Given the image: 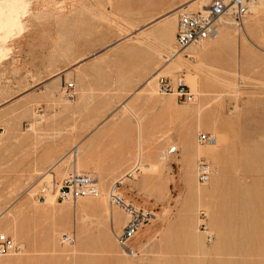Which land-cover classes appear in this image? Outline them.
Wrapping results in <instances>:
<instances>
[{
    "label": "rangeland",
    "instance_id": "obj_1",
    "mask_svg": "<svg viewBox=\"0 0 264 264\" xmlns=\"http://www.w3.org/2000/svg\"><path fill=\"white\" fill-rule=\"evenodd\" d=\"M193 1L0 0L21 21L0 33V233L20 246L0 264H264V5L242 26L228 16L218 38L177 48L179 13L174 36L165 17L181 5L199 11ZM169 52L176 56L166 61ZM160 76H182L193 102L161 94ZM200 133L209 140L199 142ZM118 135L132 145L128 166L90 172L99 194L79 199L102 202L99 211L77 214L56 193H48L54 206L32 195L74 169L86 172L84 137L95 153ZM200 158L214 167L204 186ZM115 182L155 213L133 240L137 256L117 243L127 217L108 200ZM201 209L213 242L200 228ZM72 232L74 242L62 244Z\"/></svg>",
    "mask_w": 264,
    "mask_h": 264
},
{
    "label": "built area",
    "instance_id": "obj_2",
    "mask_svg": "<svg viewBox=\"0 0 264 264\" xmlns=\"http://www.w3.org/2000/svg\"><path fill=\"white\" fill-rule=\"evenodd\" d=\"M262 0H212L207 11L182 12L179 14L176 33V47L186 48L193 45H200L211 40L218 33V20L221 16H231L236 23L253 13V8ZM158 90L162 94L172 93L177 99L186 103L193 102L194 94L186 84L185 79L179 76L173 80L169 77L160 76L158 79ZM65 91L68 97L72 98L76 93L74 82L67 83ZM43 111L38 107L37 112ZM41 115V114H40ZM209 137L206 133L198 135V141L207 142ZM177 151L176 147H171L168 154ZM137 171V169H136ZM198 183L207 184L214 173L213 165L205 158L197 161L196 167ZM132 177L131 173H127ZM126 175V176H127ZM99 192L96 178L91 174L72 171L59 184L55 181L52 184L44 182L43 187L34 190L32 195L38 200H45L48 193H56L59 200L74 202L79 198L94 196ZM109 199L111 204L118 206L127 217V222L117 234V243L130 255L137 256L138 250L134 248L133 240L138 232L155 218L153 211L140 208L132 201L128 200L120 190V185L115 182L109 189ZM201 218L200 228L205 233L208 242H213L214 234L206 224L207 213L205 210L199 211ZM75 233H64L61 237L62 244L74 242ZM20 250V246L15 240L4 233H0V258L15 253Z\"/></svg>",
    "mask_w": 264,
    "mask_h": 264
},
{
    "label": "bare ground",
    "instance_id": "obj_3",
    "mask_svg": "<svg viewBox=\"0 0 264 264\" xmlns=\"http://www.w3.org/2000/svg\"><path fill=\"white\" fill-rule=\"evenodd\" d=\"M4 1V0H3ZM196 2H198V8H199V11H207L208 10V3H207V0H194L193 2H191V3H196ZM191 3H188V4H191ZM22 4V3H21ZM264 5V0H262L261 2H259L254 8H253V11H254V9L255 8H257L259 5ZM23 5V4H22ZM181 11H183V12H191V11H187V8H184L182 5L181 6H179V7H176L167 17H165V18H168L169 17V19H168V21H166V23L168 24V28H171V25L172 24H174V21H175V17H176V15L179 13H182ZM18 12H19V9L18 10H16V9H13L12 8V6L11 5H9L6 9H3V8H1L0 7V33L1 32H4L5 33V35L6 34H9V33H11L13 30H15V29H17V28H19L20 26H21V21L19 20V15H18ZM197 12V11H196ZM253 14V13H252ZM250 16V15H249ZM248 17V16H247ZM246 17V18H247ZM178 18H179V15H178ZM227 18H229L228 16H221L220 18H219V20H218V33L212 38V39H215V38H218L219 37V26L221 25V22L223 21L224 23H229V21H226V19ZM177 22H178V20H177ZM235 22V21H234ZM243 22H244V20H243ZM243 22L242 23H236L237 24V26H242V24H243ZM151 24V23H150ZM149 25V24H148ZM171 30H172V28H171ZM175 35V31L174 30H172V36H174ZM176 37V36H175ZM2 39V38H1ZM0 39V41H2ZM211 39V40H212ZM206 42V41H205ZM174 56H176V54H174V53H172V52H169V54H166V55H163V57L164 58H166V61L167 60H170L172 57H174ZM160 92V91H159ZM161 93V92H160ZM162 94V93H161ZM194 94V93H193ZM195 98V97H194ZM77 152H78V149L76 148V149H74L73 150V155H76L77 154ZM139 163V162H138ZM146 170H148V171H151V166L150 165H147L146 167H144ZM138 170V167L136 166V168H135V170ZM74 171H77L76 169H74ZM236 171H237V169H236ZM238 171H239V169H238ZM78 172V171H77ZM241 172V171H240ZM246 172V171H245ZM236 173V172H235ZM49 176L51 175V173H49L48 174ZM241 175V174H240ZM246 175V174H245ZM248 175V174H247ZM239 176V175H238ZM242 179H243V177H241ZM246 178V177H245ZM244 178V179H245ZM46 179H47V177H46ZM236 179H237V176H236ZM43 180H44V178H43ZM96 181H97V183H99L98 182V180L96 179ZM240 181V180H239ZM197 182H198V180H197ZM241 182V181H240ZM242 183V182H241ZM199 185H201V186H204V185H202V184H200V183H198ZM208 184V183H207ZM240 187H241V184H240ZM99 194V192L96 194V195H94V196H97ZM197 195H202V191L201 190H197ZM89 197H92V196H89ZM46 201L44 202V203H46V204H49V205H52V206H54V203H55V201H56V196L55 195H53V194H47L46 195ZM80 199V198H79ZM76 200V201H74V202H71V203H73V205H74V209H75V212H77V214L78 213H81V212H84L85 210H87V209H90V208H98V211H99V207H101L100 206V204H102V202H100V201H98V202H96V203H94L93 202V200H91V202H93V203H89V202H87V201H80V200ZM98 200V199H97ZM100 200V199H99ZM103 200H104V198H103ZM102 200V201H103ZM107 200V199H106ZM108 200H109V202H110V199H109V194H108ZM80 201V202H79ZM105 201V200H104ZM105 203V202H104ZM103 203V204H104ZM111 203V202H110ZM92 205V206H91ZM105 205V204H104ZM72 206V205H71ZM68 208V207H67ZM71 208V207H70ZM49 209H51V208H49ZM51 210H54V209H51ZM56 210V209H55ZM105 210H109V209H106L105 208ZM62 211V210H61ZM102 211H103V209H102ZM51 213V212H50ZM53 213V212H52ZM57 213L58 212H56V211H54V214H52V216H53V218H55L56 217V215H57ZM102 213V212H101ZM104 213V212H103ZM106 213V212H105ZM62 214V213H61ZM107 214H110V213H107ZM114 214V213H113ZM63 215V214H62ZM114 215H112V217H113ZM60 217V216H59ZM63 217V216H62ZM75 219H76V213H75ZM52 218V219H53ZM58 219V218H57ZM105 219H107V217L105 218ZM54 220V219H53ZM60 220H61V218H60ZM77 220V219H76ZM68 221V220H67ZM62 223L64 224L65 222H64V220H62ZM74 223H76V221L74 222ZM76 226V225H75ZM77 228V227H76ZM55 229V228H54ZM51 234V233H50ZM224 234V233H223ZM49 236H52V235H49ZM223 236V235H222ZM53 238H54V236H52ZM48 239H51V237L50 238H48ZM47 239V240H48ZM60 241H61V239H60ZM51 244H53V243H51ZM66 245H68V244H66ZM125 252V251H124ZM126 254H127V252H125ZM132 256V255H131ZM135 256V255H134ZM2 258V257H1ZM4 264H6V263H4Z\"/></svg>",
    "mask_w": 264,
    "mask_h": 264
},
{
    "label": "crops",
    "instance_id": "obj_4",
    "mask_svg": "<svg viewBox=\"0 0 264 264\" xmlns=\"http://www.w3.org/2000/svg\"><path fill=\"white\" fill-rule=\"evenodd\" d=\"M103 143L104 145L101 144L102 150L100 152L92 153L89 150V137L82 139L80 145L83 146V152L81 154L79 152V159L86 170V172L82 173L91 174L90 172H93L97 175H115L123 172L128 166L130 155L127 148L131 149L132 145L128 146L125 138H121V135H118L112 142L108 140ZM80 145L78 144L79 148ZM93 158L95 159V163L91 162ZM96 179L98 180V178Z\"/></svg>",
    "mask_w": 264,
    "mask_h": 264
}]
</instances>
